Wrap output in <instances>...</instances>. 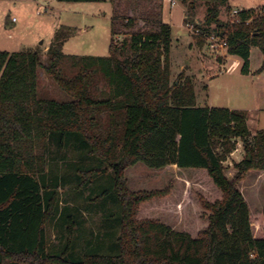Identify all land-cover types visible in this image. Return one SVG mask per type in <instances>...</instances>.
Masks as SVG:
<instances>
[{"label": "trees", "instance_id": "16d2710c", "mask_svg": "<svg viewBox=\"0 0 264 264\" xmlns=\"http://www.w3.org/2000/svg\"><path fill=\"white\" fill-rule=\"evenodd\" d=\"M174 1L188 10L203 1L206 30L218 24V6L228 2ZM156 24L153 31L130 34L121 45L111 28L106 57L63 56L58 35L43 67L38 52L0 51V264H264V208L250 215L237 189L248 172L264 171V129L252 135L242 111L197 107L194 85L183 73L171 82V27ZM126 27L133 29L134 20ZM218 27L227 55L239 58L240 72L247 75L251 48L264 56V13L242 10L233 24ZM204 42L197 38L200 47ZM62 59L72 69L70 76L59 69ZM40 67L69 101L38 98ZM238 141L244 156L233 163L235 174L229 179L223 163ZM69 144L78 148L79 159L96 163L86 170L67 163L75 168L78 188L99 174L108 182L94 201L111 200L115 210L114 254L99 252L102 241L88 242L86 251L76 254L78 225L71 213L61 211L60 179L53 168L57 161L66 163L58 154ZM52 147L58 154H51ZM139 163L203 175L219 194L214 201L198 200L207 215L205 228L190 234L141 212L167 200L170 189L131 191L125 172ZM59 217L60 246L48 251L46 226Z\"/></svg>", "mask_w": 264, "mask_h": 264}, {"label": "rangeland", "instance_id": "374dc122", "mask_svg": "<svg viewBox=\"0 0 264 264\" xmlns=\"http://www.w3.org/2000/svg\"><path fill=\"white\" fill-rule=\"evenodd\" d=\"M174 0H104L101 2L67 3L57 0H0V51L13 54L22 51L38 52L41 66L49 60L47 48L55 42L56 35L62 36L61 54L63 56L106 57L109 53L111 28L114 41L121 45L136 32L153 31L157 22L171 27L170 80L174 82L183 73L194 85L197 107L244 109L255 122L249 124L250 132L255 135L264 129V93L254 75L240 72L242 61L237 57H222L221 53H212L204 42L197 44L198 36L190 31L205 30L217 35L218 24L231 25L235 22L233 12L254 9L264 13V0H228L226 5L218 6V24L212 23L206 28V7L203 1L193 5L192 10ZM134 20L135 27H126ZM189 28H188V27ZM186 27L188 29H186ZM257 48H251L250 67L260 71L264 64ZM38 69L37 96L43 100L66 102L70 97L60 90L54 80L43 68ZM60 71L71 75L72 69L67 61L61 60ZM214 74L210 79L206 77ZM264 76V74L262 75ZM250 119V120H251ZM258 129V130H256ZM239 146L223 163L225 176L235 174L233 163L244 156ZM51 154L56 153L51 148ZM79 150L72 144L58 154L65 158L53 166L59 176V199L61 211L73 215L78 225V248L81 256L86 244L101 242L99 252L114 254L117 250L118 223L111 200L95 203L101 189L108 186L105 175L92 178L86 187L78 188L75 179L76 164L78 170L94 167L92 160L79 159ZM127 187L131 191H151L170 189L167 200H158L143 208L147 217L164 222L177 230L196 234L205 228L206 216L198 208L200 197L214 201L219 197L214 187L205 183L203 175L194 170H182L176 166H167L160 170L137 164L125 172ZM100 186V188H99ZM248 206L250 215L256 217L264 208V171H250L237 184ZM62 215V216H65ZM110 216V217H108ZM145 217V215H141ZM108 219H107V218ZM194 232V233H193ZM48 251L60 246L62 236L61 218L52 220L46 226Z\"/></svg>", "mask_w": 264, "mask_h": 264}, {"label": "built area", "instance_id": "2783aa9c", "mask_svg": "<svg viewBox=\"0 0 264 264\" xmlns=\"http://www.w3.org/2000/svg\"><path fill=\"white\" fill-rule=\"evenodd\" d=\"M238 14V12L234 11L233 15L234 17ZM188 27V26H187ZM186 27V29H188ZM190 31L193 35L201 37L204 39V41L207 43L208 49L212 52V53H221L222 57H226L227 56V42L224 38H221L218 33L217 35L213 34V33H209L208 31L205 30H199V29H195L192 30V28ZM239 146L238 143H236V147L235 149L237 150V147ZM232 154V153H231Z\"/></svg>", "mask_w": 264, "mask_h": 264}, {"label": "crops", "instance_id": "0c3cea01", "mask_svg": "<svg viewBox=\"0 0 264 264\" xmlns=\"http://www.w3.org/2000/svg\"><path fill=\"white\" fill-rule=\"evenodd\" d=\"M172 4L174 3V1H172L171 2ZM225 58V57H224ZM261 60L262 61H264V56L263 55H261ZM249 67H250V64H249ZM264 74V69L262 70V71H258V70H256V71H254V72H252L250 69H249V72H248V74H247V76H249V75H254V77L258 80V82L257 83H260V88L261 89H263L262 90V92L264 93V76H262ZM214 74H210L209 76H207L206 78L207 79H210L212 76H213ZM210 108H212V107H210ZM228 110H237V111H242V112H245L246 114H248L247 113V111L246 110H244V109H232V108H228ZM251 119V117H249L248 115H247V121H246V125H247V127H248V129L250 130V127L251 126H249V124L251 123V124H255V120L253 121L252 119ZM250 122V123H249ZM256 130H258V129H256Z\"/></svg>", "mask_w": 264, "mask_h": 264}]
</instances>
